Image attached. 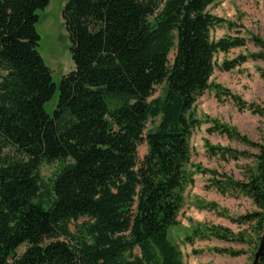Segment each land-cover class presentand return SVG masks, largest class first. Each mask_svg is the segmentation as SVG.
<instances>
[{"label": "trees", "instance_id": "1", "mask_svg": "<svg viewBox=\"0 0 264 264\" xmlns=\"http://www.w3.org/2000/svg\"><path fill=\"white\" fill-rule=\"evenodd\" d=\"M215 1L66 0L61 17L74 68L55 85L37 50L38 12L49 0H0V264H186L170 230L192 169L210 175L218 194L251 200L257 211L234 222L253 224L257 250L264 231V142L211 121L210 133L254 153L206 142L208 154L253 163L235 181L191 162L190 139L202 124L194 104L212 86L216 57L247 42L211 39L215 28L232 26L207 12ZM250 41L257 53L223 61L220 70L264 61V40ZM159 86L162 94L151 99ZM56 92L49 115L44 105ZM221 94L239 111L264 117L227 91L217 99ZM53 163L61 167L47 185L39 170ZM209 234L244 244L226 229ZM186 244H193L190 236Z\"/></svg>", "mask_w": 264, "mask_h": 264}, {"label": "rangeland", "instance_id": "2", "mask_svg": "<svg viewBox=\"0 0 264 264\" xmlns=\"http://www.w3.org/2000/svg\"><path fill=\"white\" fill-rule=\"evenodd\" d=\"M65 3L66 0H49L46 9L38 12L39 23L36 25V31L40 36L37 50L50 69L55 85H58L62 77L74 68L69 54V40L61 17ZM207 12L232 25L224 24L215 28L211 32L213 41L224 37H240L247 42L243 48L232 49L227 54H219L216 57V68L210 78L212 86L197 98L194 104L192 112L202 124L193 131L190 139L191 162L201 169L216 171L235 181H243L246 167L253 162L244 158L222 161L219 157L208 154L205 143L214 147H228L240 152L254 153L235 141H229L223 135L210 133L209 130L213 126L211 121L235 129L252 142L259 144L264 142V117L252 115L247 110L241 112L224 95L221 94L219 99L216 96L218 92L227 91L245 103L264 110V78L258 73L259 70L264 71V61H248L229 72L220 70L223 61H231L239 55L259 51L250 41V37L264 40V0H216L208 6ZM162 90L163 86L156 87L151 99L160 96ZM56 103L57 92L52 100L44 105L45 112L51 115ZM152 126L153 123L148 122L147 130L152 129ZM137 151L141 160L146 153L145 143H142ZM60 167V163L43 164L39 170L43 182L49 185ZM191 171L194 173L193 183L184 190V201L177 217V224L170 230V237L183 251L186 264H252L257 241V236L253 232L254 226L239 225L234 220L257 209L244 197L236 199L218 194L210 188V181L213 179L210 175H202L193 169ZM216 227L226 229L234 236L241 235L244 244L225 243L212 237L209 229ZM71 230L74 231V225H71ZM203 235H206L205 238H202ZM186 236L193 239V244L181 246ZM23 249L20 248L18 253ZM221 250L241 251L242 255L232 256L221 253Z\"/></svg>", "mask_w": 264, "mask_h": 264}, {"label": "water", "instance_id": "3", "mask_svg": "<svg viewBox=\"0 0 264 264\" xmlns=\"http://www.w3.org/2000/svg\"><path fill=\"white\" fill-rule=\"evenodd\" d=\"M264 254V231L261 235L257 250L254 254L252 264H260V260Z\"/></svg>", "mask_w": 264, "mask_h": 264}, {"label": "crops", "instance_id": "4", "mask_svg": "<svg viewBox=\"0 0 264 264\" xmlns=\"http://www.w3.org/2000/svg\"><path fill=\"white\" fill-rule=\"evenodd\" d=\"M250 119L252 118V117H249ZM244 196H242V195H240V196H238V197H235L236 199H239V198H243ZM225 198H227V197H225ZM247 201H249V202H251V200L250 199H248L247 197H244ZM251 204H252V202H251ZM252 206H253V204H252ZM254 207V206H253ZM255 208V207H254Z\"/></svg>", "mask_w": 264, "mask_h": 264}]
</instances>
